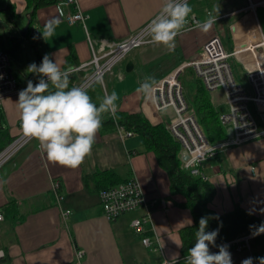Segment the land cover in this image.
<instances>
[{"label": "crops", "instance_id": "0c3cea01", "mask_svg": "<svg viewBox=\"0 0 264 264\" xmlns=\"http://www.w3.org/2000/svg\"><path fill=\"white\" fill-rule=\"evenodd\" d=\"M10 2L15 5L17 14L28 8L26 0ZM62 2L64 0L41 7L32 21L28 17L31 25L28 36L22 37L21 29L10 35L0 29L6 40L8 37L22 39L20 56L14 59L18 67L25 64V59L28 66L32 63L39 66L46 54L62 69L88 62L92 58L88 37L123 40L151 22L165 0H77V5L59 6ZM188 4L193 11L189 23L176 37L174 49L152 42L134 49L112 74L106 76L103 85L96 84L93 92H88L94 103L99 104L106 93L115 91L119 97L116 114L142 113L153 125H167L174 111L169 108L153 114V103H146L137 89L146 76L154 77L158 83L182 64L190 62L215 35L220 36L229 52L236 50L237 56L230 59L232 71L238 67L247 79L244 64L250 66L259 56L248 47L253 44L250 40L259 39L257 26L264 36V0H190ZM251 5L256 6L255 12L249 9ZM77 10L85 15L84 23H68L65 14H74ZM209 13L216 18V23L205 33L197 24L207 19ZM53 18H58L60 23L55 35L45 41L39 30L42 31L45 23ZM28 66L18 71L11 60L12 75L21 88H26L29 80L33 84L39 82L40 77L30 73ZM179 79L187 103L198 110L199 118L202 116L199 107L204 101L218 116L229 110L225 92L206 89L194 68H185ZM18 99L19 95H13L1 105L0 131L8 137L22 133L16 106ZM108 116L109 113L103 114L102 120ZM223 128L229 138L230 127L223 125ZM262 138L254 142L261 153L264 152ZM224 150L209 157L201 167L216 189L212 208L224 213L239 206L264 219V161L258 156L259 151L252 160L248 155L243 158L234 150ZM251 165L257 167V173L251 172ZM109 170L115 172L117 180L138 179L152 210L153 221L146 225L145 234L138 235L132 227L133 219L144 214L142 209L121 215L114 221L104 217L97 178L90 176ZM54 179L61 182L63 198L59 203L50 190ZM185 201L182 194L171 191L169 174L160 166L156 155L145 149L142 137H122L116 129H100L92 154L77 169L49 162L39 149L38 141L33 139L0 171V210H9L0 224V249L6 253V264L176 262L182 259L180 231L193 222L191 211L181 206ZM10 203L13 207L8 208ZM64 210H70L66 219L62 216ZM145 236L157 237V248L146 247L142 243ZM257 243L251 245L250 251H244L248 254L246 259L257 260L255 253L261 249V243ZM78 251L83 252L81 258L77 256ZM211 252L218 253L219 247ZM233 264L242 262L233 261Z\"/></svg>", "mask_w": 264, "mask_h": 264}, {"label": "built area", "instance_id": "2783aa9c", "mask_svg": "<svg viewBox=\"0 0 264 264\" xmlns=\"http://www.w3.org/2000/svg\"><path fill=\"white\" fill-rule=\"evenodd\" d=\"M190 0H187L189 2ZM64 4L70 6L77 5V0H64L59 6ZM255 7L251 5L249 9L255 12ZM248 9V7L246 8ZM62 13V11H61ZM68 23L85 21V15L77 10L74 14L66 13L64 16ZM193 22L196 23L195 18ZM150 23V22H149ZM149 23L142 29L133 32L127 38L120 41H109L107 39L93 40L88 37L92 49L90 61L73 66L76 71L71 75L72 86H82L87 91L96 84L103 85L108 74H112L114 69L136 48L150 43L148 32ZM37 32V31H36ZM262 40L253 42L248 47L253 49L259 56L253 64L245 65L246 76L253 87V95L247 94L243 86L238 84L233 76L230 59L236 57V50L229 52L223 45L219 35L211 37L200 49L199 54L190 62H186L175 71L165 76L156 89V102L153 103V114L171 108L174 115L166 127L175 140L181 146L182 151L187 152V159L182 160L183 167L192 175L200 176L207 180V176L201 169V164L209 157L214 156L218 151L231 146H238L251 140L264 137V36ZM192 67L198 79L209 91L222 89L226 95V103L229 107L227 112L219 116L222 125L229 126L232 130V138H227L220 143L211 144L203 133L196 116L195 109L186 101L183 94V86L179 79L185 68ZM0 109L3 101L26 88H21L11 72V59L0 47ZM74 77V78H73ZM102 81V83H101ZM109 116L113 117L110 113ZM116 116V115H115ZM117 132L122 137L132 136L133 133L124 130L122 126L117 127ZM30 141L20 133L14 140L0 151V171L9 163ZM183 158L184 155L182 154ZM251 172L257 173V167L250 166ZM57 202L63 198L61 193V182L54 179L50 186ZM99 203L103 215L110 221H114L121 215L144 210V214L132 221V227L138 235L147 232L146 225L152 223V210L141 185L136 177L128 181L113 186L109 189H102L98 192ZM70 210H64L63 219L68 218ZM5 220L4 214L0 210V224ZM253 234L244 235L224 244L237 252L251 250V239ZM142 243L151 249L157 248L159 239H151L149 236L142 237ZM212 249H210V252ZM77 256H83L82 251L77 252ZM6 253L0 249V264H6ZM176 262H164L163 264H180ZM141 264V263H138ZM253 264H260L253 260Z\"/></svg>", "mask_w": 264, "mask_h": 264}, {"label": "clouds", "instance_id": "9594fccd", "mask_svg": "<svg viewBox=\"0 0 264 264\" xmlns=\"http://www.w3.org/2000/svg\"><path fill=\"white\" fill-rule=\"evenodd\" d=\"M192 11L187 0H165L160 12L148 25L150 42L174 49L176 37L189 23ZM59 23L58 18L50 19L43 30H39L45 41L55 35ZM214 23L216 18L209 13L208 18L198 23L197 27L207 33ZM28 71L40 78L36 84L29 80L26 89L19 92L16 102L23 136L38 141L39 149L46 154L49 162L69 169L79 168L92 154L102 127V115L110 113L115 117L119 99L117 93H106L97 106L84 87L69 86L70 77L76 69L72 66L62 69L47 54L39 66L30 64ZM157 87L156 79L146 76L137 91L143 94L146 103H155ZM207 227L208 219L202 217L195 232L194 246L188 249L186 264H233L227 246H219L218 253L210 252L209 245L215 246L218 230L207 232ZM262 233L264 224L256 228L253 235ZM259 262L264 264V258H259ZM242 264H253V259H244Z\"/></svg>", "mask_w": 264, "mask_h": 264}, {"label": "trees", "instance_id": "16d2710c", "mask_svg": "<svg viewBox=\"0 0 264 264\" xmlns=\"http://www.w3.org/2000/svg\"><path fill=\"white\" fill-rule=\"evenodd\" d=\"M29 20L35 17L37 11L48 5H55L60 0H26ZM0 13H3L9 20H14L17 16L16 7L10 0H0ZM31 26V25H30ZM29 26V29H30ZM25 33L28 36L30 30ZM0 47L11 60L18 59L22 50V39L19 37H8L0 31ZM233 52V51H230ZM70 87L72 86V77H70ZM96 85L92 86L88 92L92 93ZM99 106V104H97ZM202 116L199 118L198 110L196 112L198 123L205 134L207 140L211 144L220 143L227 139L223 125L220 122L219 116L213 112L210 107L207 108V102L200 104ZM2 114H0V119ZM200 119V122H199ZM118 126H122L124 130L132 132L133 135L142 137L145 149L153 152L160 166L169 174L171 191L182 194L186 201L181 206L188 208L193 216L191 225L184 227L180 231L181 237V261L180 264H186L185 258L188 254V249L194 246L195 232L199 228V221L202 217L208 219L207 232L218 230V236L215 241V246L209 245L210 249L217 248L235 238L254 233L256 228L264 224V219H261L243 208L236 206L233 210L224 213L215 211L211 206L212 198L216 194V189L211 182L203 179L200 176L192 175L189 170L183 167L181 159V144L173 138L167 130L166 125H153L142 113H126L121 112L116 114L115 118L110 116L102 120L103 131L117 130ZM1 129V128H0ZM2 143L0 151L14 140V137H8L0 131ZM203 164V162H202ZM201 164V167H202ZM115 172L104 171L96 172L90 176L97 178V191L109 189L118 184L124 183L129 179L117 180L114 178ZM13 205L8 204V208ZM5 207V209H7ZM9 210H2L4 217L8 216ZM261 243V249L257 251L256 258H264V234L255 236L251 239V245ZM258 244V243H257ZM231 248V247H227ZM233 249V248H232Z\"/></svg>", "mask_w": 264, "mask_h": 264}, {"label": "rangeland", "instance_id": "374dc122", "mask_svg": "<svg viewBox=\"0 0 264 264\" xmlns=\"http://www.w3.org/2000/svg\"><path fill=\"white\" fill-rule=\"evenodd\" d=\"M30 12L28 10H24L21 13L17 14V16L14 18V20H9L3 13H0V29L4 32H6L7 34H11V33H17L18 29H24L28 23V16L27 13ZM255 41V40H253ZM252 40H250V42H253ZM34 62V61H33ZM13 66L17 67L18 71H22V69L24 67H27V60L25 59V64L21 65V67L17 66V63L15 60H12ZM233 69V66H232ZM233 76L234 79L236 80V82H238L239 84L243 85L244 88L246 89V92L248 95L252 96L253 93V87L251 86L250 82L248 81V79H246L245 75L240 71V69L238 67H234V71H233ZM138 136V135H136ZM140 137V136H138ZM263 139L262 137L251 140L247 143H244L242 145H238V146H231L226 150H234L236 153L238 154H242V157H249L253 160L254 157H256L255 153H257V151H259L258 156L262 157L261 161H264V152L261 153L260 149H258V147L256 145H254V142L259 141ZM223 152V151H222ZM220 159H222V155L219 156ZM263 191H264V187H262ZM228 251L231 253V257H232V261H235L236 263H240L242 262L244 259H246V257L248 256V254L246 252H235V250L228 249ZM247 251V250H246Z\"/></svg>", "mask_w": 264, "mask_h": 264}, {"label": "water", "instance_id": "95a60500", "mask_svg": "<svg viewBox=\"0 0 264 264\" xmlns=\"http://www.w3.org/2000/svg\"><path fill=\"white\" fill-rule=\"evenodd\" d=\"M29 24H30V22L27 23V26L24 29L20 30V33H21L22 37H25V33L28 30ZM232 136H233L232 130L229 128L228 129V137L232 138ZM183 155H184V157L182 158V160H186L188 158L187 157V152L184 151Z\"/></svg>", "mask_w": 264, "mask_h": 264}, {"label": "bare ground", "instance_id": "6f19581e", "mask_svg": "<svg viewBox=\"0 0 264 264\" xmlns=\"http://www.w3.org/2000/svg\"><path fill=\"white\" fill-rule=\"evenodd\" d=\"M254 14V13H253ZM254 17H255V15H254ZM256 19V18H255ZM258 30V31H257ZM257 30H256V32H257V36L259 37V39L258 40H255V41H253V42H258L259 40H262V36H261V33H260V30H259V28H258V26H257ZM236 55H237V53H236ZM250 234H252V233H250Z\"/></svg>", "mask_w": 264, "mask_h": 264}]
</instances>
